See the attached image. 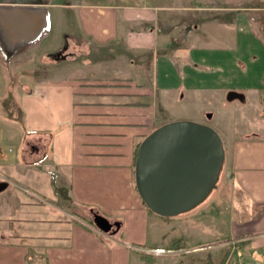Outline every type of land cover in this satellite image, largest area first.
<instances>
[{
  "label": "crops",
  "instance_id": "0c3cea01",
  "mask_svg": "<svg viewBox=\"0 0 264 264\" xmlns=\"http://www.w3.org/2000/svg\"><path fill=\"white\" fill-rule=\"evenodd\" d=\"M50 8L69 13L79 31L73 39L61 37L66 53L92 50L96 65L50 78L25 69L33 60L21 59L28 71L19 73L35 81L21 83L25 133L53 136L42 164L22 166L19 191L0 174L6 185L0 191V264H26L29 248L48 264H186L185 254L201 251L207 253L187 264H217L210 244L171 243L184 225L163 221L140 198L136 156L143 140L168 122L206 124L208 112L220 120L218 100H264L258 68L264 62V0H0V61L43 52ZM64 41H46L44 53ZM253 41L263 54L250 63ZM177 103L186 114L171 115ZM213 127L238 201L228 237L237 248L232 259L228 247L221 264H264V130L233 134L231 126ZM93 209L114 224L110 232L95 226Z\"/></svg>",
  "mask_w": 264,
  "mask_h": 264
},
{
  "label": "rangeland",
  "instance_id": "374dc122",
  "mask_svg": "<svg viewBox=\"0 0 264 264\" xmlns=\"http://www.w3.org/2000/svg\"><path fill=\"white\" fill-rule=\"evenodd\" d=\"M41 2H43V0H41ZM49 13V33L48 37L44 39V49L48 47L46 41L50 46L54 41H64L61 37L65 36V34L73 39L75 38L73 31L79 32L74 22L71 23L72 18L70 19L71 16H69V13L61 16L58 9L52 8L49 9ZM2 39L3 35L0 29V41H2ZM63 44L61 48L55 47V50L51 48V50H54L52 54H45L44 52H46V50L43 49V52L36 53L38 54L37 56L36 54H27L23 56L17 53L10 54L9 60L11 64L0 61V148L1 155L3 156L0 159V174L8 176L13 181L12 187L14 191H19V185H23L22 177L25 173L22 166L25 164L39 165L41 159L46 158L45 156L50 154L51 139L50 136L41 137L40 135L26 137L23 126L24 118L20 111V102L23 95L21 83L32 85L35 81L33 76L20 73H27L28 70L33 71V74H45L48 72L50 75L52 74L50 78H61L63 75H79L81 69H89L90 65H96L95 54L92 50H88V52L82 51L80 54L79 51L81 50L76 51L75 48L73 51L75 56L73 54L69 55L66 53L68 49V42L66 39ZM261 54H263V52L260 45L256 46L254 41L249 44L248 55L250 56V63L254 62V56L259 57ZM23 57L33 60L26 66L25 69L28 70H23L24 64H27L24 63L23 60L21 61V59H24ZM70 58H72L71 61H69ZM54 61H56L57 64L52 63ZM252 67L253 65L250 67V75L253 74ZM258 68L264 71V62H259ZM49 74L44 78H47ZM6 89H8V91H6ZM216 104L219 108L216 107L214 110L221 112V116L216 113V117H220V120L213 117L209 119L208 115L212 114V112L206 113V116L204 115V122L211 127L215 125L231 126L230 128L233 134L239 131L264 130V100L262 104L261 102H259V104L250 102L246 105L238 100L231 104H227L224 99L218 100ZM169 111L171 115L177 116L182 113L186 114L187 107L183 108L182 105L177 103L170 107ZM48 160L49 159H46V162H48ZM229 170V162H225L217 182V187L203 203L194 209L171 218L157 216L161 217L160 219H163V221H172V219H174V221H179L180 224L184 225V228L180 232L181 234L176 239L172 240L171 243L185 248H193L199 245L208 246L210 244L211 246L208 248L212 247V252L218 251L217 264H221L228 247L231 251L232 259L236 250L235 248H237L235 244L229 245L230 241H228V237L232 236L231 225L238 218V213L235 212L238 201L231 189L232 174ZM38 176H41L42 180H47L48 182L49 176H45L40 172ZM47 200L54 202L51 196H48ZM154 215L157 214L155 213ZM152 227L150 231L154 232ZM179 242L180 244H178ZM163 246L167 248L168 245L164 242ZM204 253H207V251L194 254L187 253L183 257L184 263L195 262L196 258ZM258 253H263V250H258ZM227 264H230V262Z\"/></svg>",
  "mask_w": 264,
  "mask_h": 264
},
{
  "label": "water",
  "instance_id": "95a60500",
  "mask_svg": "<svg viewBox=\"0 0 264 264\" xmlns=\"http://www.w3.org/2000/svg\"><path fill=\"white\" fill-rule=\"evenodd\" d=\"M234 97L244 100L242 95L231 93L230 98ZM225 158L222 137L210 125L191 120L168 122L150 133L138 148V194L159 216L170 218L189 212L217 187ZM5 186L1 183L0 191ZM92 221L103 232L114 226L102 215H94Z\"/></svg>",
  "mask_w": 264,
  "mask_h": 264
},
{
  "label": "trees",
  "instance_id": "16d2710c",
  "mask_svg": "<svg viewBox=\"0 0 264 264\" xmlns=\"http://www.w3.org/2000/svg\"><path fill=\"white\" fill-rule=\"evenodd\" d=\"M261 103H263V99H262ZM27 136L28 135H26V137ZM52 136H53V134L51 133L50 137H52ZM90 215L92 217L94 215H101V214L99 213V211L93 209L90 211ZM118 224H119V222H118ZM44 258L45 257L43 256V254L38 253L33 248H29L27 255H26V264H41L40 261L43 260ZM44 261H45V264H48L46 258L44 259Z\"/></svg>",
  "mask_w": 264,
  "mask_h": 264
},
{
  "label": "bare ground",
  "instance_id": "6f19581e",
  "mask_svg": "<svg viewBox=\"0 0 264 264\" xmlns=\"http://www.w3.org/2000/svg\"><path fill=\"white\" fill-rule=\"evenodd\" d=\"M13 43V42H12Z\"/></svg>",
  "mask_w": 264,
  "mask_h": 264
}]
</instances>
